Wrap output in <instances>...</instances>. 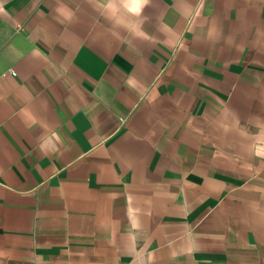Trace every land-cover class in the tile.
Instances as JSON below:
<instances>
[{"label": "crops", "instance_id": "0c3cea01", "mask_svg": "<svg viewBox=\"0 0 264 264\" xmlns=\"http://www.w3.org/2000/svg\"><path fill=\"white\" fill-rule=\"evenodd\" d=\"M0 0V264H264V0Z\"/></svg>", "mask_w": 264, "mask_h": 264}, {"label": "clouds", "instance_id": "9594fccd", "mask_svg": "<svg viewBox=\"0 0 264 264\" xmlns=\"http://www.w3.org/2000/svg\"><path fill=\"white\" fill-rule=\"evenodd\" d=\"M149 4L150 0H107L106 8L115 12L122 5L133 16L141 17ZM255 155L264 157V145L256 146Z\"/></svg>", "mask_w": 264, "mask_h": 264}]
</instances>
